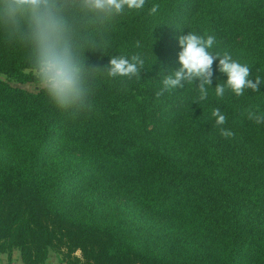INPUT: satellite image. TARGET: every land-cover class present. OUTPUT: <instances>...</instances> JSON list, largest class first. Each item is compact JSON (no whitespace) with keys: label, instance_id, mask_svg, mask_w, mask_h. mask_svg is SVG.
<instances>
[{"label":"trees","instance_id":"1","mask_svg":"<svg viewBox=\"0 0 264 264\" xmlns=\"http://www.w3.org/2000/svg\"><path fill=\"white\" fill-rule=\"evenodd\" d=\"M189 32L214 36L208 51L264 78V0L125 9L93 35L107 54L85 56L103 67L139 54L141 80L98 69L91 110L75 118L41 88L0 77V251L18 247L25 264H43L52 249L82 264H264V215L252 212L264 208V123L249 119L264 115V85L218 98L227 76L217 59L206 100L193 101L198 80L157 98ZM0 73L37 81L27 50L3 33ZM217 107L233 136L215 126Z\"/></svg>","mask_w":264,"mask_h":264},{"label":"clouds","instance_id":"2","mask_svg":"<svg viewBox=\"0 0 264 264\" xmlns=\"http://www.w3.org/2000/svg\"><path fill=\"white\" fill-rule=\"evenodd\" d=\"M145 3L146 0H0V33L27 50L39 87L56 108L75 118L81 112L91 110L90 97L98 69H103L112 78L141 80V71L145 68L144 59L139 54L130 58L112 56L107 65L97 67L88 62L85 51L99 50L107 54V50L93 39L94 33L125 9L139 10ZM157 9L158 5H154L150 11L154 14ZM214 42L212 35L204 38L189 32L179 36L180 67L163 75L162 87L155 96L159 98L198 80L196 89L199 95L193 101L206 100L212 85V66L217 59L218 71L227 76L223 84L217 83L214 88L218 98H223L226 91L237 97L243 96L248 89L258 92L259 86L264 85L259 70L253 74L251 67L233 60L229 53L208 51ZM253 75L254 81L250 78ZM211 115L222 137L234 135L222 127L226 116L219 107L213 109ZM249 119L257 124L264 123V115L249 113Z\"/></svg>","mask_w":264,"mask_h":264},{"label":"rangeland","instance_id":"3","mask_svg":"<svg viewBox=\"0 0 264 264\" xmlns=\"http://www.w3.org/2000/svg\"><path fill=\"white\" fill-rule=\"evenodd\" d=\"M27 71H30L31 68L27 67ZM0 77L2 79H5L9 81L12 85L21 87L30 91H38L40 89L39 84L37 81H25L21 82L14 77H11L7 75L6 73H0ZM234 198H239V194H232ZM116 202L119 203L121 199L118 197H110L109 202ZM123 201V200H122ZM253 214H262L264 215V208L258 206L255 207V210L252 209ZM75 255L80 256V250H77L74 252ZM0 264H25V262L22 259L20 250L16 246H10L6 251H0ZM43 264H82L81 262L74 263L72 260H68L65 258V255L60 252L56 251L54 249L50 250L49 256L47 260Z\"/></svg>","mask_w":264,"mask_h":264}]
</instances>
